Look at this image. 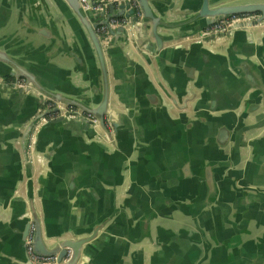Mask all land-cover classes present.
Instances as JSON below:
<instances>
[{
  "label": "crops",
  "instance_id": "obj_1",
  "mask_svg": "<svg viewBox=\"0 0 264 264\" xmlns=\"http://www.w3.org/2000/svg\"><path fill=\"white\" fill-rule=\"evenodd\" d=\"M37 2L0 0V18L6 8L13 17L9 26L0 29V35L26 33L15 23L20 9L47 24L60 20L64 43L85 63L81 44L86 41L80 29L76 34L80 27L76 20L72 18L70 23L52 4L44 9ZM200 2L163 0L157 6L172 8L173 18H179ZM129 37L126 51L139 68L131 75L122 71L117 75L108 66L109 105L126 118L117 140L110 143L99 126L95 127L99 139L85 126L50 125L43 129L38 153L44 161L34 158L30 172L34 204L45 232L58 234L101 225L92 244L98 250L91 247L89 253L90 257L97 253L94 264H178L184 260L199 264L201 256L202 263L214 260L220 264L239 255V249L241 255L253 256L243 252H255L244 237L250 231L257 234L255 248L258 257H263L264 188L260 187L262 198L251 206L238 208L233 200L249 194L235 190L236 173L241 172L243 183H247V158L256 152L264 154V112L257 110L246 117L243 108L231 113L200 109L195 113L199 119L191 115L187 102L186 116L180 117L179 108H156L145 95L152 90L151 83H160L177 99L176 91L183 88L179 77L189 72L187 63L195 65L191 73L194 81L198 80L193 88L197 96L233 95L238 92L237 84L244 89L248 81L243 80V85L233 81L238 76L229 69V57L253 63L252 83L264 85V21L251 30L236 31L232 37L211 33L203 37V45L195 44L189 50L186 47L192 45L191 39L166 42L158 55L140 49ZM26 41L20 39L12 45ZM27 46V53L45 51L36 43ZM149 47L153 49V45ZM112 51L118 66H125L119 50ZM59 54L58 65L74 69L66 79L76 86L87 85L89 66L85 63L77 70L72 57ZM178 55L181 58L175 61ZM4 83L5 79L0 82V264H15L24 258L19 231L24 223L28 181L19 164L18 149L24 127L42 105L36 92L21 96ZM208 165L216 185L214 192L204 176ZM249 177L254 180L253 173ZM2 197L9 201L4 204ZM186 244L201 246L202 254L184 251Z\"/></svg>",
  "mask_w": 264,
  "mask_h": 264
},
{
  "label": "water",
  "instance_id": "obj_2",
  "mask_svg": "<svg viewBox=\"0 0 264 264\" xmlns=\"http://www.w3.org/2000/svg\"><path fill=\"white\" fill-rule=\"evenodd\" d=\"M135 1L139 15H135V8L130 7V0H116L107 3V12L85 11L81 0H36L38 7L42 8L41 6H43L45 9L52 4L63 18L66 17L70 23L74 18L80 26L76 29V34H79L80 29L86 41L81 46L86 59L85 63L89 66L88 74H90V78L87 80V85H74L73 80L66 79V76L71 77V71H74V69L63 68L58 65L60 64L57 62L60 59L59 53L66 55L65 57H72L77 65L75 67L77 70L84 68L85 64L77 57L76 53L67 48L68 43H64L59 31L60 20H55L53 24H47L39 17L33 15V17H30L25 13V9H20L15 13L16 20H14L19 30L24 29L26 33L19 31L13 36H10L12 32L0 35V82L6 77L13 78L15 82L12 87H9L13 93L30 96L25 94L36 92L39 104L44 105L45 101L50 100L55 105L48 110L40 111L38 109L39 112L28 120L21 133L18 149L19 164L20 166L23 165L28 181L24 199L26 206L23 212L24 223L23 228L19 231L24 258L20 262H15V264H94L92 261L97 257V253L93 257H90L89 253L93 242L98 237L101 225L96 224L88 229L67 230L58 234H47L42 226L40 213L34 204L30 169L34 158L41 163L44 161L38 153L40 152L38 143L44 135L43 129L47 126H85L96 135L95 139H99L95 132V127L99 126L110 143L117 140V133L122 125V120L126 118L124 113L113 109L109 105L110 81L108 66L111 65L117 75V72L121 74L120 71L123 74L131 75L134 69L139 68L126 51L129 36L140 49H147V51H152V54L158 55L166 42L178 39H191L189 42L192 45L186 47L188 50L195 44L203 45L204 40L203 37H199V33L227 16L245 15L250 16V18L238 20L228 26L223 32L226 37H232L236 31L251 30L264 21V0H201L197 7L182 14L179 18H173L171 15L173 12H170L172 8L162 10L157 6L163 0ZM120 16L127 19L125 23L118 26L108 24L109 18ZM12 18L11 12L6 8L2 18H0V29L9 26ZM100 25L107 27L106 32L102 35L97 32ZM18 27L13 32H17ZM20 39L27 41L24 45H12ZM27 43L30 45L36 43L39 49L45 47V51L40 54L27 53L25 52V47H28ZM149 45H153V49H150ZM113 48L119 50L121 53L120 60L125 66H118V59L113 54ZM59 49H62V51L59 52ZM177 57V59H174L175 61L181 58L179 55ZM109 59L110 62H108ZM254 66L246 59L235 61L233 57H229V69L234 76H238L233 81H238L242 85L243 80L248 81L245 83L244 89L237 84L238 92L232 93L233 95L197 96L193 88L198 84V80L195 82V77L191 73L195 65L187 63L186 68L189 72L186 76L179 77L183 81V88L176 91L177 99L172 97L162 84L157 83L154 86L151 83L152 90L145 95L146 101L156 108H163V106L169 110L173 106L179 108L180 117L186 116L187 112L184 109L187 108L188 102L191 115L198 116L199 119L201 117L195 113L200 109L231 113L243 108L242 113L246 117L257 110L264 112V85H253L252 76L254 74H252L251 69ZM195 69L199 71L198 68ZM63 75H65L64 78ZM20 79L24 81L22 85L17 84V80ZM190 84L192 85L191 89H187ZM251 88L255 90H251ZM165 97L169 98L171 102H167ZM252 99H254V102L250 103L248 100ZM178 102H181L182 105H178ZM67 107L74 108L75 111L69 113L65 111ZM51 113H57V115L45 118ZM87 115H90L91 118ZM42 118L44 119L42 120ZM93 119H96L97 122L95 123ZM254 127L251 128L254 129ZM209 168V165L205 168L204 176L208 188L214 192L216 185ZM244 168L246 171L250 170L246 178L248 182L243 183L241 172H237L236 183L238 186L235 187V190L238 192L246 190L249 194L235 196L233 204L238 208L251 206L262 198L260 187L264 188V154L256 152L249 155ZM252 173L254 174V180L249 177ZM236 183L233 181V186ZM212 191L211 195L206 197V202L210 201ZM1 199H3L4 204L9 201L7 197ZM258 204L263 209V205ZM261 223L264 225V219ZM63 234L66 236L63 237ZM256 235L252 231L244 235V237H248L245 240L246 243L254 245L255 252L250 251V249L248 251L243 249V252L250 253V255H253L252 257L241 255L239 249V255L230 260L222 261L220 264H264V248L261 249V256L263 257H258L257 252L259 253V251L255 248ZM262 236L264 237V235ZM28 246L31 247L34 254L53 257V261L43 263L32 260L28 253ZM92 249L98 250L93 247ZM184 251L199 252L200 254L203 252L201 246L197 248L195 244H186ZM166 264L172 263L168 261ZM178 264H188V261L184 260L183 263L179 261ZM199 264H206L202 263V256ZM207 264H215V261L213 260V262Z\"/></svg>",
  "mask_w": 264,
  "mask_h": 264
},
{
  "label": "built area",
  "instance_id": "obj_3",
  "mask_svg": "<svg viewBox=\"0 0 264 264\" xmlns=\"http://www.w3.org/2000/svg\"><path fill=\"white\" fill-rule=\"evenodd\" d=\"M115 1L116 0H97V1L81 0V4H82V7L85 11L107 12V10H106L107 3L115 2ZM130 7L135 8V15H139L138 6H137V3L135 0H130ZM246 18H250V16H245V15L227 16L223 19L216 21L214 24L209 26L205 31L200 33L199 37H204V36L210 35L211 33H223L226 30V28L228 26H230L232 23H234L238 20H241V19H246ZM126 20L127 19L123 16L111 17L108 20V24H110L112 26H118V25L125 23ZM106 30H107V27L105 25H100L97 28V32L101 35L104 34L106 32ZM14 82H15V80L12 79V81L9 83V86L12 87ZM23 83H24L23 79L17 80L18 85H22ZM54 106L55 105L52 101L47 100L44 102V105H42V107L40 108V111L52 109ZM65 111H67L69 113H73L75 111V109L67 107V108H65ZM56 115H57V113H51L48 116H46L45 118L53 117ZM87 116L89 118H91L90 115H87ZM43 119L44 118H42V120ZM93 121L95 123L97 122L96 119H93ZM28 253H29L32 260L38 261V262L48 263V262L53 261V259H54L53 257H43V256H39L37 254H34L31 250L30 246H28Z\"/></svg>",
  "mask_w": 264,
  "mask_h": 264
},
{
  "label": "flooded vegetation",
  "instance_id": "obj_4",
  "mask_svg": "<svg viewBox=\"0 0 264 264\" xmlns=\"http://www.w3.org/2000/svg\"><path fill=\"white\" fill-rule=\"evenodd\" d=\"M11 81H12L11 79H7V78H6L4 84L7 85L8 87H10V86H9V83H10Z\"/></svg>",
  "mask_w": 264,
  "mask_h": 264
},
{
  "label": "trees",
  "instance_id": "obj_5",
  "mask_svg": "<svg viewBox=\"0 0 264 264\" xmlns=\"http://www.w3.org/2000/svg\"><path fill=\"white\" fill-rule=\"evenodd\" d=\"M6 78H7V79H11L10 77H6ZM6 78H5V79H6Z\"/></svg>",
  "mask_w": 264,
  "mask_h": 264
}]
</instances>
